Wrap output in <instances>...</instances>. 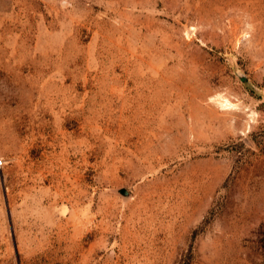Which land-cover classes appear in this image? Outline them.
I'll return each mask as SVG.
<instances>
[{
  "label": "rangeland",
  "instance_id": "obj_1",
  "mask_svg": "<svg viewBox=\"0 0 264 264\" xmlns=\"http://www.w3.org/2000/svg\"><path fill=\"white\" fill-rule=\"evenodd\" d=\"M0 264H264V0H0Z\"/></svg>",
  "mask_w": 264,
  "mask_h": 264
}]
</instances>
